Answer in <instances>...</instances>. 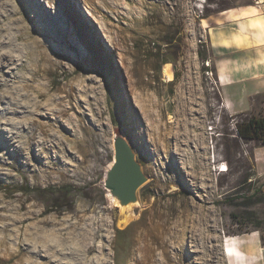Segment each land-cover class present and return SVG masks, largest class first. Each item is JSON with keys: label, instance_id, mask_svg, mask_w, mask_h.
Masks as SVG:
<instances>
[{"label": "rangeland", "instance_id": "374dc122", "mask_svg": "<svg viewBox=\"0 0 264 264\" xmlns=\"http://www.w3.org/2000/svg\"><path fill=\"white\" fill-rule=\"evenodd\" d=\"M255 4L0 0V56L10 57L0 80V264H60L44 249L55 242L67 264H229L243 238L264 244L261 143L236 128L264 103L224 111L207 42L208 57L198 54L208 23ZM40 106L69 109L73 121L47 134L31 123ZM118 129L148 177L131 210L103 185Z\"/></svg>", "mask_w": 264, "mask_h": 264}, {"label": "crops", "instance_id": "0c3cea01", "mask_svg": "<svg viewBox=\"0 0 264 264\" xmlns=\"http://www.w3.org/2000/svg\"><path fill=\"white\" fill-rule=\"evenodd\" d=\"M220 15L207 24L204 36L216 68L221 107L229 114L252 111L258 101L264 103V10L256 2L252 8L231 7ZM263 149V144L253 148L259 175H264ZM240 242L236 249L241 255L229 252V264H264L260 236Z\"/></svg>", "mask_w": 264, "mask_h": 264}, {"label": "water", "instance_id": "95a60500", "mask_svg": "<svg viewBox=\"0 0 264 264\" xmlns=\"http://www.w3.org/2000/svg\"><path fill=\"white\" fill-rule=\"evenodd\" d=\"M264 10V0H256ZM148 180L126 134H114V157L106 170L104 187L114 205L122 207L139 202V190ZM137 207V206H134Z\"/></svg>", "mask_w": 264, "mask_h": 264}, {"label": "bare ground", "instance_id": "6f19581e", "mask_svg": "<svg viewBox=\"0 0 264 264\" xmlns=\"http://www.w3.org/2000/svg\"><path fill=\"white\" fill-rule=\"evenodd\" d=\"M200 2H203L204 0H198ZM201 6V5H200ZM10 58V57H9ZM7 55L3 54L0 56V80L3 78L1 75H3V69L5 66H7V64L9 63ZM2 77V78H1ZM7 80L5 79L4 82H6ZM2 82V81H1ZM2 84V83H1ZM18 105V104H16ZM19 106V105H18ZM7 108L9 106H6ZM12 107V106H11ZM16 107V106H15ZM14 108V107H13ZM41 108L38 107L36 110L32 111V115L34 117H32L31 119V123L34 124L33 126L36 128V129H39L47 134L50 133V131L54 130L56 124L54 123H57V124H62L64 120L66 121H69V122H72L73 121V116L71 114H69V109H54L53 110V113L47 111V113H40L38 112V110ZM74 108V107H73ZM4 109V108H3ZM11 111V108L9 109ZM6 111V110H5ZM21 110H18L17 108L13 109L11 112H14V113H18L20 112ZM50 114L53 115V121L51 123H48V119L45 120V121H41L40 120V117L43 115V116H46L47 118L50 117ZM35 116H38L37 118ZM83 125V122L81 120L80 124L78 123L76 125V128H80L81 126ZM60 129H55V132H57L58 134L60 133ZM13 137V136H12ZM36 140V139H35ZM41 140H44V142H47L48 140H45V139H41ZM40 140V141H41ZM59 140H61L59 138ZM10 141V140H9ZM31 141V140H30ZM33 142V141H32ZM31 142V143H32ZM38 142V141H37ZM11 143V142H10ZM30 144V143H29ZM197 179V178H196ZM140 202H134V203H130L129 205H125L122 207V210H131L132 207L134 206H139ZM129 212V211H128ZM132 212V211H131ZM126 213V215L124 216V218L119 222V226H127L128 224L131 223L132 221V214L133 213ZM86 213L84 212L83 215H85ZM81 216V215H80ZM81 221L84 220L83 216L80 217ZM202 224V212L199 213V221H198V225H201ZM195 228H198L197 225H195ZM199 230V229H198ZM88 231V230H87ZM86 231V232H87ZM195 232V233H194ZM87 235V234H86ZM193 235H196V229L194 230L193 229ZM58 241V240H57ZM54 243V242H53ZM56 244V245H55ZM57 244L58 243H54V244H44V249H45V252L49 253L51 255L52 258H54L52 261L54 262H59L60 264H67L66 262H63V258L59 257L57 255L58 252H60L59 250H54V247L56 246L57 247ZM55 247V248H56ZM62 247V246H61ZM41 250V249H40ZM230 252V251H229ZM233 252V251H232ZM230 252V253H232ZM85 257V256H84ZM85 259V258H84ZM105 263V260H101V261H94V264H104ZM38 264V263H37ZM41 264H44V263H41Z\"/></svg>", "mask_w": 264, "mask_h": 264}, {"label": "trees", "instance_id": "16d2710c", "mask_svg": "<svg viewBox=\"0 0 264 264\" xmlns=\"http://www.w3.org/2000/svg\"><path fill=\"white\" fill-rule=\"evenodd\" d=\"M198 54L202 59L208 57L204 43L199 48ZM214 71L216 72V68H214ZM236 126L237 133L242 139L255 140L264 145V114L262 112H259L258 115H252L242 122H238ZM20 190L22 189L17 191Z\"/></svg>", "mask_w": 264, "mask_h": 264}, {"label": "built area", "instance_id": "2783aa9c", "mask_svg": "<svg viewBox=\"0 0 264 264\" xmlns=\"http://www.w3.org/2000/svg\"><path fill=\"white\" fill-rule=\"evenodd\" d=\"M203 37L204 38L203 39H200L199 41L202 42V43H205L206 42V38H205L204 35H203ZM205 63L207 65L206 74L212 77L214 75V71L212 69L211 60L210 59H207ZM212 127H214V126H212ZM219 169L222 171V170H224V167L223 166H220Z\"/></svg>", "mask_w": 264, "mask_h": 264}]
</instances>
